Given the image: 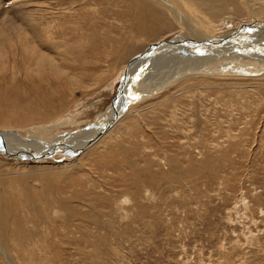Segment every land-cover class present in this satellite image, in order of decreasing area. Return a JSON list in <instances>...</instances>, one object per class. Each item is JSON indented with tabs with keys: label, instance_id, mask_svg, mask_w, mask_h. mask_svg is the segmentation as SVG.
<instances>
[{
	"label": "rangeland",
	"instance_id": "obj_1",
	"mask_svg": "<svg viewBox=\"0 0 264 264\" xmlns=\"http://www.w3.org/2000/svg\"><path fill=\"white\" fill-rule=\"evenodd\" d=\"M222 2L210 36H263L264 0ZM0 34V131L47 146L110 115L135 57L193 40L153 0H0ZM205 47L159 55L134 82L161 87L78 154L26 162L0 146V264H264V69H199L225 52Z\"/></svg>",
	"mask_w": 264,
	"mask_h": 264
},
{
	"label": "bare ground",
	"instance_id": "obj_2",
	"mask_svg": "<svg viewBox=\"0 0 264 264\" xmlns=\"http://www.w3.org/2000/svg\"><path fill=\"white\" fill-rule=\"evenodd\" d=\"M153 1L156 4L162 6L163 8L166 9L167 15L169 16L170 20L173 21V23L176 25L177 28H181L184 31V33H186L187 38L193 39V40L185 39L182 41H187V42H191L194 44H198L199 47H201V46L207 47L208 44H212V45L214 44L215 48L219 47L225 51L224 53H222V51L220 52L219 50L215 49L210 53L206 50L207 52L205 53V56H203L201 64L195 65V66L199 67V69H201L202 67H206L203 65L202 62H217L219 59H224L225 57H226L225 61L227 60L226 62H233V60L241 61L242 58H244V59L247 58L248 60L255 62L257 65H259L260 67H262L264 69V52H263V50H264V33H263V36L261 34L256 35L254 33H251L250 36H254V39L256 41H254V42L250 41V43H247V45H244L241 43L240 44H233V41L236 40V39H234L233 41H231V43L234 46L231 43H225L224 42L225 39H220V38L217 39V38H213L212 36H210V34H212L213 31L218 30V28L220 27V24H221V23L219 24V19H217V17H218L217 10H218V12L225 11V10L229 11L228 10L229 7L227 5H224L225 2L220 3L222 0H153ZM228 1L230 2L233 0H228ZM27 6H29V5H27ZM214 10H215V12H214ZM231 11H233L232 12L233 14H236V15L238 14V11L236 10V6H234ZM229 13H230V11H229ZM20 15H21V13H20ZM226 21L229 22L230 24L234 22L231 18H227ZM27 25H28V23H27ZM9 29H11V28H9ZM7 31L8 30H3V33H6ZM251 31H253V30H251ZM13 33H12V35H13ZM12 35H10V36H12ZM14 35H16V34H14ZM259 35H261V36H259ZM0 38H2V37H0ZM182 39H184V38H182ZM236 41H238V39ZM162 42H164V41H162ZM228 42H230V41H228ZM7 43H9V41H7ZM157 44H155V45H157ZM40 45L42 46V44H40ZM40 45H39V48L41 47ZM155 45H152L151 47H149L148 50L150 51L152 49V47ZM258 45H261L262 47H258ZM205 48H203V49H205ZM242 48L244 49V51H240V49H242ZM246 52L248 54H246ZM53 53L55 54L56 52H53ZM226 53H228V55ZM183 55L186 58H188L190 56H191V59L193 58L192 57L193 54L184 53ZM37 56H38V58L36 59L35 63L36 62L52 63V62L58 61L57 58L54 60L55 57L54 58L49 57V56L45 55L44 53H42L41 51L38 52ZM139 56H141V55H139ZM139 56L135 57L136 59L134 58L126 66L125 70L123 71L122 75L120 76L119 83H118L119 86L117 87L115 100L113 102V107H112L113 109H112V111H109L110 115L105 120H103L101 122H95V123H92L90 125H85L83 128L74 131L73 134H69L67 131H64L63 133L59 132L55 137H51L50 141H47V143L49 144L48 146H47L46 142H44V141L42 142L39 140H33V138L32 139L30 138L29 140H26L24 138V140H21V137H17L15 132L0 131V141H1L0 146H2L3 144H9V145L14 144L13 146H17V148H20V152L23 150L27 151V152L25 151V153L21 154L20 152H18L13 147L11 149L12 152L9 153L10 151H8L9 154L7 156L11 157L17 161L47 162V161L53 160L55 154H60V153L65 154L64 152L68 153L70 151H75V153L73 152V153H68V154H76V153L78 154V153L82 152L84 149H87L88 147L92 146L101 136H103L105 133L110 131L111 128L113 127V125L117 121H119L120 118H122L123 114L127 110V106H128L129 101L130 102L131 101L136 102V101L140 100L141 96H144L147 94L149 95L161 83L160 81L154 82V83H152V82L150 83L149 81H147V83H145L146 80H144L140 84L135 85L136 84L134 82L135 78L138 76L136 78L137 82H138V80L140 79V76L142 75L140 73L143 72L145 68L148 70L149 66L158 57L157 56L156 58L155 57L150 58V60H146V61L144 60L145 62H148V61L149 62L146 64L143 63V66L141 65L142 68L137 71V67L142 62H144V61H140L137 59ZM233 57H235V58L232 60H229L230 58H233ZM183 59H185V58L182 57L180 60H183ZM182 62H184V60ZM51 65L52 64H50V66ZM190 66L191 65H189L186 70H188ZM182 67H184V66L182 65ZM192 69H193V67H192ZM126 71H127L129 76L127 75L128 77L125 78L124 85L126 86L125 90L128 92H127V97L124 99V96L122 94L123 92L121 90V81L123 80V76H124ZM174 72H176V71H174ZM153 73H154V71L150 74L153 75ZM157 73L158 72H156V74ZM232 74H233V72H232ZM157 77H158V75H157ZM155 81H157V79H155ZM132 82H134L133 86H131ZM149 85H151L153 87L150 86V88H148ZM142 87H145V88H142ZM159 87H161V86H159ZM117 113H118V115H116ZM103 126H105V127L107 126V128H106V131L104 133H101L100 130ZM60 140H62L63 142L57 143V141H60ZM2 155L6 156V154L4 155V153ZM17 156H20L23 158H19ZM61 158L65 159L66 156L65 155L61 156ZM73 161H74V159H73ZM75 161H76V159H75ZM58 163L60 164V161L55 162V164H58Z\"/></svg>",
	"mask_w": 264,
	"mask_h": 264
},
{
	"label": "water",
	"instance_id": "obj_3",
	"mask_svg": "<svg viewBox=\"0 0 264 264\" xmlns=\"http://www.w3.org/2000/svg\"><path fill=\"white\" fill-rule=\"evenodd\" d=\"M179 51L192 54V53L200 52L201 50H200V47L198 46V44H194V43L182 41V40L180 41V40H173L172 39V40H168V41L158 43L157 45L153 46L150 51L147 49L144 53L140 54L141 56H139L137 59L140 61H144V60L146 61V60H150V58H154V57L156 58L157 56L162 55L164 53L179 52ZM145 61L142 62L137 67V71L142 68L143 63L146 64L149 62V61L148 62H145ZM127 75H128V73L126 71L124 76H123V80L121 81V90L123 92L122 94L124 96V99L127 97V92H128L125 90L126 86L124 85L125 78H127L129 76V75L128 76ZM116 115H118V113ZM106 128H107V126L106 127L103 126L100 130L101 133H104L106 131ZM17 157L23 158L20 156H17Z\"/></svg>",
	"mask_w": 264,
	"mask_h": 264
},
{
	"label": "clouds",
	"instance_id": "obj_4",
	"mask_svg": "<svg viewBox=\"0 0 264 264\" xmlns=\"http://www.w3.org/2000/svg\"><path fill=\"white\" fill-rule=\"evenodd\" d=\"M123 202H124V203H131L130 199L127 198V197L124 198V201H123Z\"/></svg>",
	"mask_w": 264,
	"mask_h": 264
}]
</instances>
